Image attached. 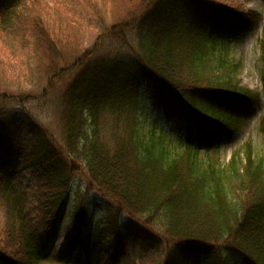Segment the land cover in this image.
I'll return each instance as SVG.
<instances>
[{
    "label": "trees",
    "instance_id": "obj_1",
    "mask_svg": "<svg viewBox=\"0 0 264 264\" xmlns=\"http://www.w3.org/2000/svg\"><path fill=\"white\" fill-rule=\"evenodd\" d=\"M80 1L50 11L35 0H0V41L12 54L29 51L28 85L45 81L47 92L68 80L57 122L69 159L64 166L54 150L38 154L0 132V264H80L79 254L71 256L86 251L85 204L70 212L61 254L46 252L70 171L122 212L145 218L146 227L100 230L97 239L110 237L106 264H122L129 245L144 264H264V154L251 141L224 164L208 152L232 142L259 102L257 92L239 86L241 64L228 53L250 23L219 0H91L109 7L96 32L129 60L91 48L68 62L69 42L52 27L54 15ZM261 62L264 90V30ZM5 79L0 61V115L21 102ZM150 109L174 131L147 119ZM258 134L264 141V116ZM25 171L32 192L18 183Z\"/></svg>",
    "mask_w": 264,
    "mask_h": 264
},
{
    "label": "rangeland",
    "instance_id": "obj_2",
    "mask_svg": "<svg viewBox=\"0 0 264 264\" xmlns=\"http://www.w3.org/2000/svg\"><path fill=\"white\" fill-rule=\"evenodd\" d=\"M225 6L231 9H243L244 16L252 19L250 14H255L257 23L253 31L245 34L239 41L230 42L229 55L234 61L241 62V70L237 80L244 89L262 93V63L261 39L262 27L264 24V0H219ZM64 0H35V4L42 6L50 11H55ZM109 7L102 1L96 3L91 0H81L77 3L75 9H69L61 13V17L54 15V30L58 36H65L68 40L69 56L68 62H72L84 51L94 49L97 54L105 53L107 57L124 58V63L129 60V54L124 49H118L114 42L103 41L104 36L96 32L95 27L100 22V16L107 12L108 21ZM76 34V36H74ZM102 36V37H101ZM128 43L131 47L134 42L131 36H128ZM0 61L5 70V77L8 80V91L10 95L18 98L7 105L8 110L5 115H0V132L9 133L17 136L21 141L27 144V149H31L38 154L48 152V149L54 150L55 156H59L64 161V166H69V159L63 147L61 132L57 122V112L59 110V97L64 82L56 81L47 92H45V81L30 83L28 70L31 66L29 61V51L15 52L12 54L6 43L0 41ZM5 79V80H6ZM141 100L148 103V97L144 88L140 90ZM24 99V100H23ZM151 110V109H150ZM147 111V119L156 120L158 125L169 132L174 131L172 124L165 123L162 116L154 114L152 110ZM264 114V94H261V101L257 109H253L251 122L245 127L243 133L233 142L224 143L216 149L215 152L220 158L222 164L226 163L233 153H236L247 141H251L264 154V141L258 134L260 119ZM21 123V124H20ZM204 154L205 151H202ZM29 172H22L18 183H20L28 192L31 190ZM68 189L66 198L60 209V219L56 226V232L51 239L47 253L51 256H57L63 249L67 241V231L70 222V212L74 205L85 204L89 213L87 221L82 229L81 237L88 245L91 264H96L97 259H102L101 264L107 262V248L110 245V237L105 235L113 225L121 229L133 228L134 225L145 226V218L138 214H129L122 212L118 205L109 199L102 198L93 190L87 189L85 179L75 172L68 174ZM130 222V223H129ZM129 223V224H128ZM124 226V227H123ZM118 228V229H119ZM153 227H151L152 229ZM100 230L104 231L100 239H96ZM120 230V229H119ZM98 231V232H97ZM121 231V230H120ZM152 231L156 236L162 237L159 231ZM109 242V244H108ZM221 250L224 251L223 247ZM140 249L137 246L129 245L125 252V259L122 264H144L138 259ZM221 255L219 249L215 252ZM76 250L72 254L74 259ZM84 262V254L80 257ZM28 263V260L25 259ZM209 260H207L208 262ZM206 262V263H207Z\"/></svg>",
    "mask_w": 264,
    "mask_h": 264
}]
</instances>
